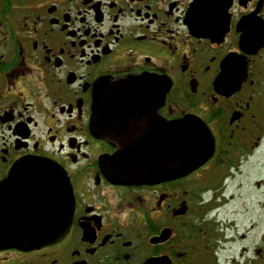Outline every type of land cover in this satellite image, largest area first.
<instances>
[{
    "label": "flooded vegetation",
    "instance_id": "af4514ba",
    "mask_svg": "<svg viewBox=\"0 0 264 264\" xmlns=\"http://www.w3.org/2000/svg\"><path fill=\"white\" fill-rule=\"evenodd\" d=\"M180 119L203 164L114 180ZM28 158L64 171L70 223L0 264H264V0H0V181Z\"/></svg>",
    "mask_w": 264,
    "mask_h": 264
},
{
    "label": "water",
    "instance_id": "95a60500",
    "mask_svg": "<svg viewBox=\"0 0 264 264\" xmlns=\"http://www.w3.org/2000/svg\"><path fill=\"white\" fill-rule=\"evenodd\" d=\"M118 88L125 85L113 87ZM91 108L93 131L94 100ZM192 125L189 119L165 123L164 143L154 152L143 150V156L161 160H112L114 180L151 185L203 164L212 151V141L203 124ZM72 210V189L64 171L41 158L18 162L0 181V249L38 248L58 240L69 226Z\"/></svg>",
    "mask_w": 264,
    "mask_h": 264
},
{
    "label": "rangeland",
    "instance_id": "374dc122",
    "mask_svg": "<svg viewBox=\"0 0 264 264\" xmlns=\"http://www.w3.org/2000/svg\"><path fill=\"white\" fill-rule=\"evenodd\" d=\"M262 177H261V190H263L264 191V171L262 172ZM261 200H262V202L261 203H263L264 204V195H262L261 196ZM257 213H258V221L261 223V225L263 226V224H264V209L263 208H258L257 209Z\"/></svg>",
    "mask_w": 264,
    "mask_h": 264
}]
</instances>
